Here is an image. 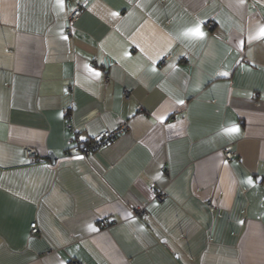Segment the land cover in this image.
Returning <instances> with one entry per match:
<instances>
[{"label": "crops", "instance_id": "crops-1", "mask_svg": "<svg viewBox=\"0 0 264 264\" xmlns=\"http://www.w3.org/2000/svg\"><path fill=\"white\" fill-rule=\"evenodd\" d=\"M262 27L264 0H0V264H264Z\"/></svg>", "mask_w": 264, "mask_h": 264}, {"label": "built area", "instance_id": "built-area-1", "mask_svg": "<svg viewBox=\"0 0 264 264\" xmlns=\"http://www.w3.org/2000/svg\"><path fill=\"white\" fill-rule=\"evenodd\" d=\"M80 13H81L80 8H77L73 12H71V14L69 15V20H68L69 23L72 24L74 21H76L78 16L80 15ZM208 25H209V27H212L213 22H209ZM123 92L126 95L128 91L126 89H124ZM124 129H125V127H124V125H122L116 131L103 130V131L99 132L96 137H94L91 140H88L84 145H82V147L80 148V152L83 154H89L90 152L97 149L100 145H102L108 141L113 140ZM35 156H36V151L34 149L29 148V147L24 148V157L26 159H32ZM224 157L226 160H229L233 157V154L231 151L225 150L224 151ZM151 193L153 194V196L158 201H164L167 197L165 192L159 191L155 188L151 189ZM208 207L211 210L214 209V207L212 206V204L210 202H208ZM138 212L142 213V214H146V212L143 210V208H139ZM100 222L103 226H106L109 223L107 218H102L100 220ZM30 228H31L32 233H35L37 231L35 222L30 224ZM74 264H77V263H74Z\"/></svg>", "mask_w": 264, "mask_h": 264}, {"label": "snow or ice", "instance_id": "snow-or-ice-1", "mask_svg": "<svg viewBox=\"0 0 264 264\" xmlns=\"http://www.w3.org/2000/svg\"><path fill=\"white\" fill-rule=\"evenodd\" d=\"M61 3H62V0H61ZM114 15H115V13H114ZM186 34L187 35H195V36H198V37H201V38L204 36V33L200 31L199 27H196V28H193V29H189ZM260 35L264 36V27H262L260 29ZM224 75H227V73H224ZM180 103H182V101H180ZM226 131H228V132H236V131H238V129L230 128V129H227ZM248 182L252 183L251 180H249Z\"/></svg>", "mask_w": 264, "mask_h": 264}, {"label": "water", "instance_id": "water-1", "mask_svg": "<svg viewBox=\"0 0 264 264\" xmlns=\"http://www.w3.org/2000/svg\"><path fill=\"white\" fill-rule=\"evenodd\" d=\"M48 156L51 160H53V155L50 152H48Z\"/></svg>", "mask_w": 264, "mask_h": 264}, {"label": "trees", "instance_id": "trees-1", "mask_svg": "<svg viewBox=\"0 0 264 264\" xmlns=\"http://www.w3.org/2000/svg\"><path fill=\"white\" fill-rule=\"evenodd\" d=\"M86 142H87V141H86ZM86 142H84L82 145H84ZM81 147H82V146H81ZM81 147H80V148H81Z\"/></svg>", "mask_w": 264, "mask_h": 264}]
</instances>
